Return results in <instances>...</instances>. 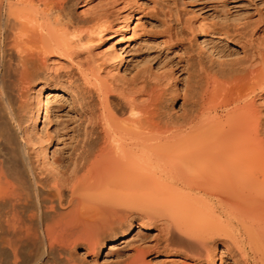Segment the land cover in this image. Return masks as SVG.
Returning <instances> with one entry per match:
<instances>
[{"label":"bare ground","instance_id":"obj_1","mask_svg":"<svg viewBox=\"0 0 264 264\" xmlns=\"http://www.w3.org/2000/svg\"><path fill=\"white\" fill-rule=\"evenodd\" d=\"M157 4L180 65L127 66L138 0H0V264H264V20Z\"/></svg>","mask_w":264,"mask_h":264},{"label":"rangeland","instance_id":"obj_2","mask_svg":"<svg viewBox=\"0 0 264 264\" xmlns=\"http://www.w3.org/2000/svg\"><path fill=\"white\" fill-rule=\"evenodd\" d=\"M160 0H138L141 5V12L139 14L140 25L138 27V32L134 36V40L127 47V54H125V61L129 68H131L135 63L136 59H146L151 58L152 60L164 59L168 62H176L178 65L182 62V57L180 52L176 50H167L160 40L156 39H146L144 34L149 32L151 27H156L158 23V4ZM178 4L187 9L192 15L201 14L208 21H213L219 23L221 16H226L227 18L235 17H247L250 18L249 22L253 23L256 20H264V0H176ZM244 21V20H242ZM61 101L57 103L59 107L58 113L50 112L47 122V128L56 132L61 130L63 133V138L60 140L57 150L60 149L68 150L72 147V137L76 130V109L72 103L68 93H62ZM44 119H42L43 121ZM43 123L40 124V128ZM56 144V142H55ZM56 146V145H55ZM138 229L135 230L137 232ZM142 234V233H140ZM134 240V234L130 237L129 241L123 243L122 249H120L119 254L111 256L109 259L105 252L109 249V246L102 251L95 263L90 257L86 258L85 264H122L125 258H135L134 255L128 254L130 251V246L128 243ZM127 246V247H126ZM83 250H79V255H83ZM82 253V254H81ZM121 253V255H120ZM128 255V256H127ZM140 258V257H139ZM127 261V259H126ZM141 264H165L164 256H148L144 255V258L140 259ZM219 264V262H218Z\"/></svg>","mask_w":264,"mask_h":264}]
</instances>
